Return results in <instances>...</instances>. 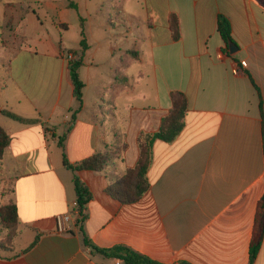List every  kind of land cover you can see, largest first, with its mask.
<instances>
[{"label": "crops", "instance_id": "1", "mask_svg": "<svg viewBox=\"0 0 264 264\" xmlns=\"http://www.w3.org/2000/svg\"><path fill=\"white\" fill-rule=\"evenodd\" d=\"M140 3L138 39L129 31L118 45H106L102 33L84 28L83 37L79 24L44 53L55 65L51 92L32 82V61L23 59L32 52L1 42L0 126L11 144L0 165V207L15 203L19 223L8 250L0 249V264H125L93 252L85 236L101 249L123 245L162 264H250L264 196V7L257 0ZM220 16L231 24L234 54L219 32ZM83 39L80 109L61 52L79 58ZM174 91L188 97L185 128L172 143L154 142L149 189L122 204L110 188L136 167L139 136L160 129ZM97 153L112 159L103 172L65 166ZM75 176L93 193L81 226ZM62 213L73 214L68 233L57 231ZM253 264H264V238Z\"/></svg>", "mask_w": 264, "mask_h": 264}, {"label": "trees", "instance_id": "2", "mask_svg": "<svg viewBox=\"0 0 264 264\" xmlns=\"http://www.w3.org/2000/svg\"><path fill=\"white\" fill-rule=\"evenodd\" d=\"M264 7V0H257ZM219 32L228 46V43L232 41L231 38V24L229 20L223 16L219 18ZM67 29V25H64ZM171 28L173 31L174 39L178 38V21L176 17L171 21ZM84 37V31L82 32ZM82 51L79 58L69 62L68 70L70 78L74 87V97L80 103V109L83 106V90L85 87L84 82L79 75V69L83 66V56L87 49L85 40L81 41ZM172 109L169 114L163 118L160 129L154 134L142 133L139 136L140 145V158L135 168L128 169L123 175L115 178L114 184L110 188L111 195L116 198L122 204H131L138 202L150 187V181L148 177L149 170L154 160V142L156 140H162L167 143L174 142L181 132L185 128V117L189 108L188 97L181 91H174L171 93ZM260 108L263 113L262 101ZM3 113L9 118L22 122V123H35L37 120L25 119L9 111H3ZM263 116V130H264V115ZM76 115H73L69 130L72 128ZM66 134H64L59 141V146L63 150L64 158V142ZM11 144V137L0 126V165L3 162L5 150ZM111 160L108 159L106 154L97 153L92 157L85 159L76 166L70 165L65 160V166L74 172L80 170H92L96 172H103L107 166L111 164ZM74 187L76 193V210L80 213V219L78 224L81 226L87 219V209L89 203L93 199V193L90 188L78 177H74ZM19 223L18 206L15 203H11L6 206L0 207V234L5 232V236L0 240V249L8 250L11 242L17 235ZM264 238V196L259 202L257 207L255 225L253 230V238L251 243V259L250 264H253L259 249L261 247ZM35 240L33 245L37 242ZM85 245L93 252L100 253L107 258H117L122 260L125 264H162L155 261L148 256L141 254L134 249L118 245L110 249H101L95 246L86 236ZM186 264V263H182Z\"/></svg>", "mask_w": 264, "mask_h": 264}, {"label": "rangeland", "instance_id": "3", "mask_svg": "<svg viewBox=\"0 0 264 264\" xmlns=\"http://www.w3.org/2000/svg\"><path fill=\"white\" fill-rule=\"evenodd\" d=\"M140 2L0 0V44L3 42L32 52V55L24 53L23 56L25 62L32 61L29 62L32 82L42 90L45 86L51 92L55 83V65L47 61L44 53L59 47L63 36L66 39L68 35H74L79 24L89 34L95 33L98 36L102 33L100 40L106 45H118L119 41L129 36V31L134 32L131 38L144 35V28L138 20L142 10ZM60 24H67L68 30ZM108 26L111 27V33Z\"/></svg>", "mask_w": 264, "mask_h": 264}, {"label": "built area", "instance_id": "4", "mask_svg": "<svg viewBox=\"0 0 264 264\" xmlns=\"http://www.w3.org/2000/svg\"><path fill=\"white\" fill-rule=\"evenodd\" d=\"M61 56L64 59H66L68 62H71V61L77 59L73 52L67 51V50H63L61 52ZM75 214H76L77 219L79 221V219L81 217L80 213L76 210ZM56 223H57V231L59 233H68L73 228V224H74L73 214H69V213L58 214L56 216Z\"/></svg>", "mask_w": 264, "mask_h": 264}, {"label": "water", "instance_id": "5", "mask_svg": "<svg viewBox=\"0 0 264 264\" xmlns=\"http://www.w3.org/2000/svg\"><path fill=\"white\" fill-rule=\"evenodd\" d=\"M228 46H229L231 54H234L237 51V49H238L233 41H230Z\"/></svg>", "mask_w": 264, "mask_h": 264}]
</instances>
